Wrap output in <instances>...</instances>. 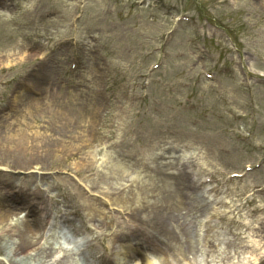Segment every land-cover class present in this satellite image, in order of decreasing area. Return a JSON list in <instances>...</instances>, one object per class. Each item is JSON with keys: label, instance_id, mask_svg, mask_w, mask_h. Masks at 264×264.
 Returning a JSON list of instances; mask_svg holds the SVG:
<instances>
[{"label": "rangeland", "instance_id": "obj_1", "mask_svg": "<svg viewBox=\"0 0 264 264\" xmlns=\"http://www.w3.org/2000/svg\"><path fill=\"white\" fill-rule=\"evenodd\" d=\"M160 1L1 2L0 199L19 204L7 205L14 213L0 215V229L8 224L16 231L37 211L47 213L50 221L38 224L37 238L51 259L17 255L12 263L1 235L0 260L52 264L66 256L68 264H89L101 255V262L124 264L120 239L131 229L134 246L154 247L153 264L264 258V162L232 177L264 156V83L254 78L264 76V0ZM181 14L191 20L177 22ZM66 37L74 43L62 47ZM24 80L42 95L25 92ZM33 97L39 103L26 113ZM7 103L16 110H2ZM64 106L70 112L61 116ZM107 153L131 160L141 177L159 165L188 166L198 186L193 200L202 205L180 211L172 222L177 237L167 246L140 229L136 217L126 228L134 174L110 178L103 168ZM92 201L107 216L89 210ZM57 214L72 220L55 226ZM92 215L120 221L106 228ZM77 237L84 243L76 245ZM143 255L131 264H141Z\"/></svg>", "mask_w": 264, "mask_h": 264}, {"label": "bare ground", "instance_id": "obj_2", "mask_svg": "<svg viewBox=\"0 0 264 264\" xmlns=\"http://www.w3.org/2000/svg\"><path fill=\"white\" fill-rule=\"evenodd\" d=\"M30 100L32 102L30 101L28 107H26V113L31 111V108L35 106L34 104L39 103L38 97H33ZM63 108L64 109L57 111L61 116L67 114V112H70L68 107L64 106ZM102 109V105H99V110L93 114L96 121H98L96 115L102 111ZM58 113L56 116H58ZM92 131L97 132L99 130L94 128ZM106 155V162L103 164V168L106 170L105 173H107L110 178H113L114 175H117L116 177L123 179L125 178L126 174L128 176H131V173L134 174L131 176L134 178L133 182H131V186L130 184L127 185L130 186L129 190H131V192L127 190V195L129 198L128 201L130 202L129 220L133 221V217H136L140 229L144 228L146 230H150L151 236L156 241L162 242V247L164 245L167 246L170 240L174 241L177 237V234L176 230L172 226V222L176 221V218L179 219L180 211L183 208H197V205H202L199 201L197 202V200H193L198 186L195 184L191 175L187 174L185 169L188 166H182L180 171L177 173L178 175L170 176L167 175L165 171L172 167H166L164 169V166L159 165L157 168L154 167L149 172H145L141 177L142 171L139 172L140 170L133 169L131 168L130 164H128V162L131 160L123 158L118 159V156L113 153H107ZM175 161L178 162L179 159L176 158ZM143 176H147V179H145ZM149 199H152V201L149 202ZM204 200L205 199L202 198V201ZM208 203L209 202H206L204 204L208 205ZM88 209L93 210L94 213L98 211L103 213L104 216H107L105 214L106 212L101 210L102 208H99V206L96 203H93V201L88 205ZM0 211V215L3 220H5L4 218H7L8 216H12L14 213L7 207H0ZM91 218L95 219L98 221L99 225L106 228H109L110 224L117 222V219L113 216L97 218L92 215ZM43 220L44 219H35L33 221L25 220V222H22L21 225L16 226V231L12 232V228H10L8 224H6V226L4 225L0 229V237L1 235H5L4 247L7 248L8 245V254L10 255L8 260L10 262L16 263L17 255H20L23 259L34 258L38 263H45L51 259L50 249L47 246L40 244V239L37 238V234L40 232L38 224L43 223ZM128 227L130 228V226ZM7 231H10V233H5ZM7 234H9V237H7ZM132 235L133 229H131L129 233L123 234V238L128 241L121 239L124 243L121 244L123 250L121 249L120 252L124 253V256L127 257L124 264H131V261L134 260L136 256L140 255L138 252L139 249L134 247L129 241L131 240ZM163 237L166 238L165 241L162 240ZM186 243H188V238ZM30 247H33L34 253L26 252V250ZM188 250H191L189 245H187V247L182 252L185 255V258ZM136 251L137 254H134ZM149 254V252L144 253V261L141 264H153L155 261L154 256ZM105 258H107V256ZM67 261L69 260L66 256H60L59 258L53 259L52 264H68ZM166 261V264H175L174 260L172 259L168 258ZM0 264H7V260H0Z\"/></svg>", "mask_w": 264, "mask_h": 264}]
</instances>
